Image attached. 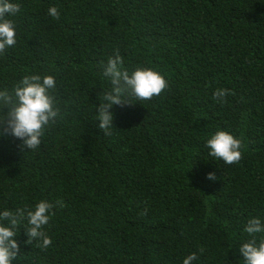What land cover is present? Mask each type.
I'll list each match as a JSON object with an SVG mask.
<instances>
[{
    "label": "trees",
    "instance_id": "1",
    "mask_svg": "<svg viewBox=\"0 0 264 264\" xmlns=\"http://www.w3.org/2000/svg\"><path fill=\"white\" fill-rule=\"evenodd\" d=\"M10 2L21 8L8 17L16 43L0 53V91L52 75L59 109L36 149L0 136V213L55 205L51 244H26L25 219L12 264H183L193 253L192 264H244L247 221L264 225V0ZM117 51L130 74L151 68L168 87L114 105L104 134L102 65ZM217 89L229 94L214 99ZM221 130L242 141L238 163L210 155Z\"/></svg>",
    "mask_w": 264,
    "mask_h": 264
},
{
    "label": "clouds",
    "instance_id": "2",
    "mask_svg": "<svg viewBox=\"0 0 264 264\" xmlns=\"http://www.w3.org/2000/svg\"><path fill=\"white\" fill-rule=\"evenodd\" d=\"M21 5L0 0V53L6 47L16 43V30L14 21L9 16H15L20 11ZM49 15L59 19L60 13L55 6L48 9ZM123 59L116 52L106 64L102 65L103 75L110 79L111 90L103 93L102 101L97 109L99 124L97 127L104 134H110L113 127V113L110 109L114 105L125 106L131 104L126 97L134 96L140 100H150L159 96L167 87V81L159 72L151 68L137 67L131 74L122 67ZM56 86L52 75L25 76L18 82L11 92L7 89L0 91V109L5 114L0 117V136L11 135L22 141L21 147L30 150L36 149L41 143L45 126L59 114V109L54 107L55 97L50 95L49 90ZM229 94L227 89H217L214 99H221ZM210 149V155L222 159L226 164L238 163L242 158V141L227 131H217L206 142ZM209 179H215V173H209ZM57 203L63 207V202ZM54 204L47 200L39 201L33 208L17 209L15 212L5 210L0 213V221H7V225L0 223V264H12L21 251L16 239V229L22 221L27 219L25 228L28 239L26 244H32L35 240L42 241V247L47 248L51 239L43 231L51 216L55 215L52 209ZM146 214V213H145ZM244 231L251 237L250 240L239 247V252L244 257V264H264V236L260 237L259 243L256 234L264 233V225L259 218H250ZM196 254L186 257L183 264H192Z\"/></svg>",
    "mask_w": 264,
    "mask_h": 264
}]
</instances>
